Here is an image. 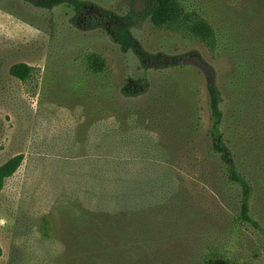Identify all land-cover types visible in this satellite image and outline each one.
<instances>
[{"label":"rangeland","instance_id":"obj_1","mask_svg":"<svg viewBox=\"0 0 264 264\" xmlns=\"http://www.w3.org/2000/svg\"><path fill=\"white\" fill-rule=\"evenodd\" d=\"M84 1L130 13L135 45L178 65L142 68L135 52L123 50L100 26L103 20L89 21L70 6L0 0V164L24 155L0 191V264L77 263L74 235L62 231L74 220L68 224L60 209V161L88 153L84 146L93 144L95 130L117 114L126 126L158 139L157 145H173L167 147L172 172L181 178L174 198L186 201L190 213L185 224L172 212L166 217L167 231L153 247H162L158 263L193 264L197 256L196 262L212 257L219 264H264V234L239 220L241 188L211 150L206 89L208 81L223 88L226 141L242 160L241 172L256 182L264 159V93L249 89L252 73L239 81L231 74L239 52L231 35L251 36L264 25L261 14L254 16L253 0H178L216 30L213 50L185 31L143 18L147 0ZM90 53L104 60L102 71L89 67ZM19 62L33 67L26 81L9 73ZM129 77L147 79L143 93L123 97ZM251 213L264 223V185L253 193ZM70 217L77 218L75 212Z\"/></svg>","mask_w":264,"mask_h":264},{"label":"trees","instance_id":"obj_2","mask_svg":"<svg viewBox=\"0 0 264 264\" xmlns=\"http://www.w3.org/2000/svg\"><path fill=\"white\" fill-rule=\"evenodd\" d=\"M24 1L43 9H52L64 4L72 7L77 15L86 13L89 21L103 20L100 26L123 50L132 49L144 69H162L178 65L173 57L169 60L165 54L152 55L135 45L131 33L134 20L130 13L118 15L84 0ZM252 4L256 6L254 16L261 14L257 19L264 20V9L258 14L259 9L264 7V0H253ZM142 15L156 27L185 31L209 49L216 48V30L194 11L185 10L178 0H147ZM257 29L251 36L248 33L243 36L231 35L236 40L239 52L237 60L230 61L231 74L235 76L233 79L245 80L252 73L249 89L257 88L259 95H262L264 25ZM87 63L94 71H102L105 66L104 60L94 53L87 56ZM9 73L26 81L32 75L33 67L19 62L10 67ZM147 83L146 78L129 77L121 88V93L126 98L140 95ZM206 89L212 119L208 131L211 150L217 153L224 163L229 181L241 188L239 220L264 234V223L255 219L251 213L253 193L264 185V159L261 158L262 162H258L261 170L256 182L241 172L238 163L242 160L228 145L223 132L224 90L215 81H208ZM118 115L120 114L102 131L95 130L93 144H90V147L84 146L88 153L57 160L60 161V172L63 175L60 179L62 188L59 190L63 201L60 203L61 213L64 218H68L65 219L68 224L74 220L71 226L64 225L62 231L74 235L70 242L75 247L76 255L79 253L74 261L76 264H159L156 259L157 250L162 251V247L158 245L156 251L153 247L167 231L166 217L172 212L177 217L184 218L181 219L183 223L187 219L186 213H190L186 201H177L174 198L179 192L177 190L180 188L181 178L172 172L170 161L174 158L170 157L167 147L173 148V145H157L161 144L155 143L158 139L153 140V137L145 135L144 131L136 130V126H126L121 122L124 119ZM177 131L178 128L174 130ZM23 160L24 155L19 153L0 164V191ZM72 212L73 216L75 212L76 220L70 217ZM178 220V224L182 225ZM196 258L197 256L193 264H219L212 257L197 262ZM67 262L63 259L59 264Z\"/></svg>","mask_w":264,"mask_h":264}]
</instances>
